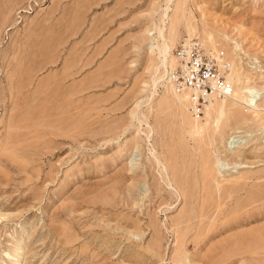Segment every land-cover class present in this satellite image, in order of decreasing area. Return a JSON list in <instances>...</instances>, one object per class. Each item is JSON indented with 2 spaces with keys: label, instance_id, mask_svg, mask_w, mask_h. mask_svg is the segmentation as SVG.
Segmentation results:
<instances>
[{
  "label": "rangeland",
  "instance_id": "374dc122",
  "mask_svg": "<svg viewBox=\"0 0 264 264\" xmlns=\"http://www.w3.org/2000/svg\"><path fill=\"white\" fill-rule=\"evenodd\" d=\"M191 37L217 124L167 80ZM0 264H264V0H0Z\"/></svg>",
  "mask_w": 264,
  "mask_h": 264
},
{
  "label": "built area",
  "instance_id": "2783aa9c",
  "mask_svg": "<svg viewBox=\"0 0 264 264\" xmlns=\"http://www.w3.org/2000/svg\"><path fill=\"white\" fill-rule=\"evenodd\" d=\"M173 54L175 65L169 67L167 80L177 92L188 96L198 112L212 99L232 94L233 85L226 80L230 64L221 51H207L191 37L181 40Z\"/></svg>",
  "mask_w": 264,
  "mask_h": 264
},
{
  "label": "bare ground",
  "instance_id": "6f19581e",
  "mask_svg": "<svg viewBox=\"0 0 264 264\" xmlns=\"http://www.w3.org/2000/svg\"><path fill=\"white\" fill-rule=\"evenodd\" d=\"M170 19V18H169ZM168 19V20H169ZM154 25V24H153ZM152 29V28H151ZM149 31H151V30H149ZM151 34V33H150ZM153 35V34H152ZM151 36V35H150ZM152 42V41H151ZM150 42V43H151ZM149 48H151V49H153L154 50V48L156 49V51H157V53H158V58H159V60H158V62H159V64H161L162 66H164V67H166L167 66V64L168 63H166L167 62V59H166V52L167 51H169V46H167V45H163V47H159V46H155V44H153L152 43V45H151V47H149ZM150 49V50H151ZM149 50V51H150ZM152 52H154V51H152ZM242 82V81H241ZM12 90V89H11ZM259 91L260 90H257V88H255V87H251V86H249V85H245V86H242L240 89H239V91H238V93L237 92H234L235 94L237 93V94H239V102L245 107V109L247 110V111H249V112H256V111H259L260 109H261V107L263 106L262 105V103H258V101L260 100L259 99ZM232 92H233V90H232ZM240 92V93H239ZM182 95H178L176 92L174 93L173 92V95H174V97L178 100V101H182V100H187L188 101V96L186 95V94H184V93H181ZM17 95V94H16ZM232 95V94H231ZM230 95V96H231ZM229 96V97H230ZM237 96V95H236ZM12 97V96H11ZM16 97V96H15ZM235 97V96H234ZM224 98H228V97H224ZM214 99H220V98H214ZM175 100V99H174ZM232 100V99H231ZM215 102H217L216 100H211L210 102H209V105L207 106V109H210V108H212L213 107V112H216L217 113V117H216V121H215V123L217 124L218 123V120H219V118L224 114V108H223V106L222 105H216V103ZM223 103L224 102V100H220L219 101V104H221V103ZM31 104V103H30ZM207 105V104H206ZM205 105V106H206ZM204 106V107H205ZM215 106H218L217 107V109H216V107ZM12 108V107H11ZM192 108L194 109V110H196L197 111V109L194 107V105H192ZM204 109V108H203ZM203 109H202V111H203ZM198 112V111H197ZM196 124V123H195ZM218 125H220V124H218ZM200 129H201V127H200ZM202 131V130H201ZM229 140H233V138L232 137H230V138H228V141ZM229 144H231V143H229ZM212 150V149H211ZM199 152V151H198ZM219 156V155H218ZM219 160L220 159H216V163H218L219 162ZM220 164V163H219ZM159 166H161V165H159ZM224 166V165H223ZM236 166H238V165H236ZM174 167V166H173ZM226 167V166H225ZM166 168V167H165ZM218 168H219V166H218ZM228 168V167H227ZM172 170V169H171ZM230 170V169H229ZM217 171H219L220 172V169H217ZM174 172V171H173ZM176 172H177V169H176ZM222 173H223V171H221ZM178 173H180V172H178ZM177 173V174H178ZM218 174V173H217ZM186 175V174H185ZM184 175V178H186V176ZM197 175V174H196ZM173 176H175V174L173 175ZM178 176H179V174H178ZM188 176V175H187ZM183 177V176H182ZM179 178V177H178ZM177 178V179H178ZM184 178H181V179H183L184 180ZM182 180V181H183ZM185 181V180H184ZM176 184V183H175ZM183 184H184V182H183ZM179 185V184H178ZM180 187V186H179Z\"/></svg>",
  "mask_w": 264,
  "mask_h": 264
}]
</instances>
